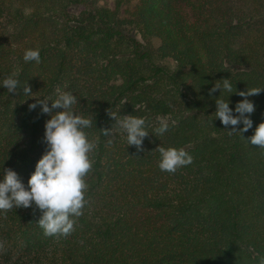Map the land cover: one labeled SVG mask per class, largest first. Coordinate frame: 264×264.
Masks as SVG:
<instances>
[{
	"label": "trees",
	"instance_id": "1",
	"mask_svg": "<svg viewBox=\"0 0 264 264\" xmlns=\"http://www.w3.org/2000/svg\"><path fill=\"white\" fill-rule=\"evenodd\" d=\"M120 3L0 0V80L16 72L20 82L0 86V173L27 186L49 118L28 106L57 87L94 117L85 131L96 143L72 233L44 236L35 205L0 212V263L257 264L264 148L248 137L264 121V0H139L127 14ZM27 48L40 50L39 63L23 61ZM222 78L234 92L210 93ZM252 88L262 89L247 97L255 110L242 139L214 117L215 98L228 95L233 108ZM108 112L145 119L140 149ZM159 118L175 123L158 135ZM158 145L183 148L191 163L161 171Z\"/></svg>",
	"mask_w": 264,
	"mask_h": 264
},
{
	"label": "clouds",
	"instance_id": "2",
	"mask_svg": "<svg viewBox=\"0 0 264 264\" xmlns=\"http://www.w3.org/2000/svg\"><path fill=\"white\" fill-rule=\"evenodd\" d=\"M22 59L24 62L40 61L38 48L24 50ZM18 73L12 72L3 80L0 86L14 92L20 85L17 79ZM214 83L209 92L223 89L228 95L233 91V83L229 78H222ZM262 88H252L237 94L243 99L237 101L233 108L229 107V100L219 95L215 98V116L225 126H232L231 132L241 133L252 127L250 115L255 110V105L247 97L257 94ZM55 98L40 96L29 104V109L39 105L41 113L49 118L43 124L41 142L45 145L44 151L34 164V170L30 173L26 185L20 180L18 174L12 169H5L0 173V212L18 207L29 208L33 205L40 211L36 220L37 226L44 236H67L74 230L75 218L82 215V209L86 204L85 192L87 184L84 177L92 167L90 154L94 151L96 143L89 140L85 129L93 125V116L78 113L73 109L76 105V96L60 87L55 90ZM28 85L23 86L25 97L32 95ZM51 102L50 106L48 102ZM53 109H59L53 111ZM115 125L126 139L127 145H134L140 149L143 138L149 134L143 117L134 115H119L110 113ZM175 121L159 118L154 128L156 134H163ZM241 125L239 130L236 125ZM101 133L110 136L112 126L101 129ZM243 139V138H242ZM248 142L264 148V121L254 129ZM159 153L158 168L161 171L175 172L178 168L191 163L192 157L183 148L157 146ZM257 264H264V255H259Z\"/></svg>",
	"mask_w": 264,
	"mask_h": 264
},
{
	"label": "rangeland",
	"instance_id": "3",
	"mask_svg": "<svg viewBox=\"0 0 264 264\" xmlns=\"http://www.w3.org/2000/svg\"><path fill=\"white\" fill-rule=\"evenodd\" d=\"M90 1L94 2L95 6H97V7H104V6H109V3H112L115 0H90ZM138 2H139V0H121L120 4L122 6V9L127 14L128 12L132 11V9L135 7V5ZM152 43L155 47L158 46L157 41H153ZM163 63H165V65H167L169 67H172V65H173V63L169 60H165ZM2 264H5V263H2Z\"/></svg>",
	"mask_w": 264,
	"mask_h": 264
}]
</instances>
